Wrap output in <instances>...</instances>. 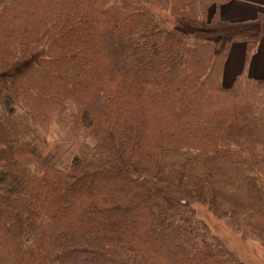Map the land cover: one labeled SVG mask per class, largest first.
Segmentation results:
<instances>
[{"label":"trees","instance_id":"16d2710c","mask_svg":"<svg viewBox=\"0 0 264 264\" xmlns=\"http://www.w3.org/2000/svg\"><path fill=\"white\" fill-rule=\"evenodd\" d=\"M230 1L0 0L6 112L50 125L74 108L95 142L40 174L17 145L0 169V264H245L196 205L264 245V78L247 75L249 38L225 84L242 33L220 18Z\"/></svg>","mask_w":264,"mask_h":264},{"label":"rangeland","instance_id":"374dc122","mask_svg":"<svg viewBox=\"0 0 264 264\" xmlns=\"http://www.w3.org/2000/svg\"><path fill=\"white\" fill-rule=\"evenodd\" d=\"M156 12L167 28L173 29L176 26V21L168 12ZM202 26V31H206V27ZM198 28L199 25L196 23L188 22L182 32L186 35L199 36L195 34ZM2 79L3 76L0 75V90ZM229 83L231 81L225 80L226 85ZM22 142L37 153L42 163V166H33L32 170L36 174H40L41 168L47 165L66 170L74 156L87 155L95 144L88 131L76 122L74 108H70L52 124L46 125L41 120L33 123L23 109L9 115L0 99V169L16 164L12 153ZM194 209L197 217L206 223L212 233L218 236L243 263L264 264V245L260 241L244 237L226 220L215 216L205 206L196 205Z\"/></svg>","mask_w":264,"mask_h":264},{"label":"crops","instance_id":"0c3cea01","mask_svg":"<svg viewBox=\"0 0 264 264\" xmlns=\"http://www.w3.org/2000/svg\"><path fill=\"white\" fill-rule=\"evenodd\" d=\"M220 18L223 24L242 31L232 44L225 80L232 82L242 73L247 56L246 39L249 38H255L258 44L247 66V75L252 79L264 78V0H232L221 8Z\"/></svg>","mask_w":264,"mask_h":264}]
</instances>
